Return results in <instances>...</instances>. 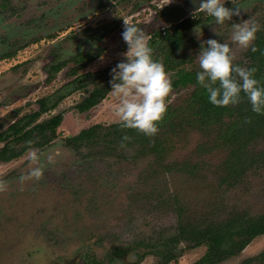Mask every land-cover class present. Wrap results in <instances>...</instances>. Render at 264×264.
Returning a JSON list of instances; mask_svg holds the SVG:
<instances>
[{
  "label": "rangeland",
  "instance_id": "1",
  "mask_svg": "<svg viewBox=\"0 0 264 264\" xmlns=\"http://www.w3.org/2000/svg\"><path fill=\"white\" fill-rule=\"evenodd\" d=\"M166 3L0 0V125H4L0 133L12 121L36 111V100L47 97L54 101L65 96L39 120L63 113L59 136L42 150L32 148L38 150L43 177L20 182V177L35 167L30 150L18 159L0 163V179L8 184L7 191L0 193V264H66L69 260L70 264H155L159 257L146 255L139 260L137 255L147 252L134 246L145 242L157 248L161 234L165 238L175 235V198L198 212H215L221 202L228 215L264 213V162L249 168L240 179L220 184L225 153L213 150L212 140L206 141L209 136L201 135L195 126L200 114L194 110L180 112L167 126H160L153 138L169 148L163 161L167 167H159L152 155L126 158L132 151L119 147L99 145L77 152L64 144V137H73L92 125L119 122L115 116L118 100L111 91L88 111L80 113L76 106L94 85L110 83L111 70L126 62L125 23L148 37L184 19L208 16L200 9L201 0ZM225 3H229L228 8L239 7L240 16L223 25L212 19L192 27L185 36L186 53L199 68L197 56L206 47L202 44L216 39L230 46L234 64L241 62L245 68L252 60L264 72V48L250 60L246 57L250 49H240L231 39L235 23L258 24L256 34L264 29V0ZM80 53L93 59L82 62L85 66L77 73L88 74L86 87L74 89L76 76L70 71L80 64L70 59ZM62 62L63 68L53 74L52 65ZM190 90L172 91L168 106L177 108L181 103L187 109L185 96ZM13 113L18 116L14 118ZM229 118L224 116L220 122L226 124ZM250 148L264 153V139ZM185 163L197 164L192 174L182 170ZM210 196L218 201L213 210L206 202ZM226 213L218 209L214 217L225 218ZM183 242L178 245L177 264H194L207 252L205 245L188 249L187 241ZM262 253L264 234L219 264H244ZM251 264H264V256Z\"/></svg>",
  "mask_w": 264,
  "mask_h": 264
},
{
  "label": "trees",
  "instance_id": "2",
  "mask_svg": "<svg viewBox=\"0 0 264 264\" xmlns=\"http://www.w3.org/2000/svg\"><path fill=\"white\" fill-rule=\"evenodd\" d=\"M229 2V1H228ZM229 3H225L228 7ZM212 17L194 19L187 18L178 23L171 25L163 30H156L148 35L149 47L153 50V59L161 61L164 69L172 81V91L190 90L185 96L187 109H183L180 104L178 107H167V113L160 126H167L172 118L179 117L181 113L195 111L200 114L196 121V125L201 135L206 137V141H211V148L217 149L225 153V159L220 166L222 170V179L220 184L227 180L240 179L245 172L264 162L263 152H254L251 146L260 139H264V115H257L252 112L251 105L247 98L241 93L242 100L236 106L216 107L209 102L208 94L196 80V73L200 68L195 66L194 58L186 53L187 39L186 33L194 26L203 21L212 20ZM254 46L258 49L253 53L251 49L246 54L247 58L255 57L264 48V29L256 34ZM8 55L7 57H11ZM92 60L90 56H84L82 53L72 57L70 60L80 64L78 68H72L70 74L76 76L73 82L77 85L74 89H83L86 87L84 81L88 74L77 75L78 70L85 66L81 64ZM241 62L235 65L242 67ZM64 62L52 65L50 71L54 74L58 73ZM256 67L257 72L255 78L264 86V72L258 65L250 61L245 68ZM50 81V77L47 78ZM111 91L110 83L102 85H94L88 96L83 99L82 103L76 106V110L80 113L90 110L101 101ZM65 96L59 97L54 101L41 98L36 100L38 109L27 115L21 116L16 121L9 123L5 131L0 133V163H8L12 160L22 157L32 148L42 150L49 146L58 136L57 129L63 121V113L52 115L46 120L39 121L40 118L52 112L58 103ZM183 102V105L184 103ZM182 109V110H180ZM14 118L18 113H13ZM230 116L228 122L223 124L220 118ZM245 118H249L251 123H244ZM4 126V125H0ZM128 135L132 137L131 142L127 143V149L132 153L126 158L141 159L152 155L159 167H167L164 164L166 152L169 149L162 142L156 139L148 138L143 134L134 130L122 129L120 122L110 125L95 124L79 132L73 137H64V144L79 152L81 148H91L95 146H103L107 149L120 148L122 136ZM25 144L23 147H18ZM190 163L183 165L184 173L192 174L197 164L190 166ZM192 168V169H191ZM176 206L175 213L177 215V232L174 236L165 238L164 234L159 237L156 246L145 242H138L134 247L144 250L147 253L137 255L139 260L146 255H155L159 257V261L155 264H177L180 256L178 245L187 241L186 248L192 249L200 245L207 247L206 254L194 264H219L225 260L237 256L242 250L256 237L264 234V213L258 216H250L246 212L242 213H226V209L220 202L219 209H223L226 213L225 218L214 217L215 212L196 211L187 208L178 199H174ZM208 208H215L218 201L214 196L208 198ZM206 206V205H205ZM217 207V206H216ZM151 248V249H150ZM154 248V249H152ZM264 253L255 258H249L244 264H250L258 259H262Z\"/></svg>",
  "mask_w": 264,
  "mask_h": 264
},
{
  "label": "clouds",
  "instance_id": "3",
  "mask_svg": "<svg viewBox=\"0 0 264 264\" xmlns=\"http://www.w3.org/2000/svg\"><path fill=\"white\" fill-rule=\"evenodd\" d=\"M169 3L171 0H167L166 5ZM200 9L212 17L216 25H223L241 13L239 7H225V0H201ZM233 28L231 39L240 49H251L253 53L258 51L254 46L258 24L244 21L233 24ZM122 39L128 48L124 54L126 62L118 63L110 73L111 94L118 100L115 116L122 129L154 138L159 132L158 125L167 113L172 81L163 63L153 59L149 38L141 29L125 23ZM202 45L206 47L197 56L200 71L196 73V80L206 90L209 102L216 107L236 106L241 103L243 93L252 112L264 115V86L255 78L257 68L235 65L232 49L226 43L209 39ZM244 123H251V120L245 118ZM131 140V136H122L120 148L128 150L127 143ZM37 152L30 149L31 163L35 167L20 177L21 184L33 179L39 181L43 177V167L39 165ZM49 162H52L51 158ZM7 189V181L0 179V193Z\"/></svg>",
  "mask_w": 264,
  "mask_h": 264
},
{
  "label": "flooded vegetation",
  "instance_id": "4",
  "mask_svg": "<svg viewBox=\"0 0 264 264\" xmlns=\"http://www.w3.org/2000/svg\"><path fill=\"white\" fill-rule=\"evenodd\" d=\"M71 263V260H69L66 264H70ZM95 264V263H94ZM97 264V263H96ZM251 264V263H250Z\"/></svg>",
  "mask_w": 264,
  "mask_h": 264
}]
</instances>
